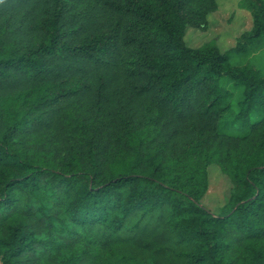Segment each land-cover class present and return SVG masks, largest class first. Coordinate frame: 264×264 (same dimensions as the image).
I'll return each mask as SVG.
<instances>
[{
    "label": "trees",
    "instance_id": "trees-1",
    "mask_svg": "<svg viewBox=\"0 0 264 264\" xmlns=\"http://www.w3.org/2000/svg\"><path fill=\"white\" fill-rule=\"evenodd\" d=\"M242 4L222 53L185 41L217 0H0V264H264V0Z\"/></svg>",
    "mask_w": 264,
    "mask_h": 264
},
{
    "label": "rangeland",
    "instance_id": "rangeland-1",
    "mask_svg": "<svg viewBox=\"0 0 264 264\" xmlns=\"http://www.w3.org/2000/svg\"><path fill=\"white\" fill-rule=\"evenodd\" d=\"M244 0H217V10L208 16L209 29L201 31L188 28L186 44L190 48H200L215 41L222 53L233 49L242 34L253 27L251 12L242 4ZM223 86L235 94V108L242 99L243 88H236L230 80H224ZM209 188L202 199V204L216 214L222 213L228 204L233 186L217 165L209 167Z\"/></svg>",
    "mask_w": 264,
    "mask_h": 264
}]
</instances>
